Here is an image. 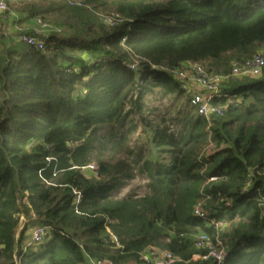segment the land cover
I'll return each mask as SVG.
<instances>
[{
	"label": "trees",
	"instance_id": "16d2710c",
	"mask_svg": "<svg viewBox=\"0 0 264 264\" xmlns=\"http://www.w3.org/2000/svg\"><path fill=\"white\" fill-rule=\"evenodd\" d=\"M2 1L6 17L37 24L61 11L78 18L67 36L17 33L43 50L17 48L0 22V264H141L151 248L177 264H216L193 259L208 253L196 246L202 235L222 244V264H264V76L231 78L233 102L215 100L222 112L209 120L180 79L190 64L227 75L233 63L264 57V0H68L58 9ZM97 13L126 26H106ZM150 94L185 101L176 129L148 118ZM135 116L156 161L130 146ZM91 164L97 177L82 171ZM136 177L147 193L120 197ZM25 188L26 217L50 231L23 253L16 202Z\"/></svg>",
	"mask_w": 264,
	"mask_h": 264
},
{
	"label": "built area",
	"instance_id": "2783aa9c",
	"mask_svg": "<svg viewBox=\"0 0 264 264\" xmlns=\"http://www.w3.org/2000/svg\"><path fill=\"white\" fill-rule=\"evenodd\" d=\"M72 6H78L84 8V6L80 2L71 3ZM8 11L7 4L0 0V14H3ZM102 22L104 25L109 27H117L121 25H125V20L122 19L118 15L113 16H102ZM38 24L40 26H45V23L39 21ZM126 26V25H125ZM129 26L127 25V30H129ZM22 45L35 48L37 50L44 49V43L42 40L23 35L19 37L18 40ZM126 42V37L122 39V43ZM131 69L135 70L136 66H131ZM264 76V57L261 54L254 56L251 59L246 60L243 63H233L232 70L227 75H216L209 73L204 67L201 65H187L186 70L180 75L181 80L188 81L189 86L188 90L191 96V104L196 108L198 115L204 117L209 120L211 115L221 114L222 110L219 106L214 104V101L217 99H226L228 102L232 103L233 100L227 93L225 92L228 89V81L231 78L235 77H251L258 78ZM88 170L90 173V177H97V166L95 164H91L87 167L82 168V171L85 174V171ZM86 176V175H85ZM77 196V203L81 201V195L78 192H74ZM21 200V201H20ZM17 207L20 210L22 216V210L26 211L25 208H29V193L25 188L24 192L17 199ZM33 213V211H32ZM34 215V213H33ZM35 216V215H34ZM194 216L197 218H206L205 213L197 208L194 211ZM35 219H38L35 216ZM42 221H45L42 219ZM217 228L223 227V222L216 223ZM18 229V228H17ZM48 231H50V227L48 226H40L36 227L32 231L31 239L28 243L24 244L23 253H26L27 250L32 247L39 245L43 242L45 236ZM110 232V230L108 229ZM112 235L113 241L119 246L118 239L110 232ZM19 238V236H18ZM16 239V237H15ZM18 241V239H16ZM196 246L198 249H206L208 253L203 256H195L194 260H208L213 259L216 264H222L224 261V250L221 249L222 244L218 243L217 245H212L207 236L202 235L197 239ZM141 264H177L182 262V260L175 256L172 252L167 250H160L156 248H151L141 256ZM92 264H113L109 260H99L92 261Z\"/></svg>",
	"mask_w": 264,
	"mask_h": 264
},
{
	"label": "rangeland",
	"instance_id": "374dc122",
	"mask_svg": "<svg viewBox=\"0 0 264 264\" xmlns=\"http://www.w3.org/2000/svg\"><path fill=\"white\" fill-rule=\"evenodd\" d=\"M68 0H27V4H33V5H40L42 7H55L58 9L60 5H63L64 2ZM72 1V0H71ZM76 2H79L76 0ZM7 15V18H10L11 20V31H8V28L6 29V34L11 37L14 45L19 48H25L26 46L22 45L18 41V37L16 36L17 33L21 30L32 28L36 31L38 35H50L53 32H57L60 35L67 36L72 33L75 23L77 22V15L76 14H70L67 17L62 16L61 13H57L55 15L49 16V23H45V26L37 25V20H30L28 18H23L22 15L15 14ZM98 17L105 16L103 14L97 13ZM1 17H6L5 15H0ZM43 21V20H42ZM57 23H64L63 25H57ZM67 25V26H65ZM72 27H71V26ZM20 29V30H19ZM241 81H237L235 85L240 84ZM145 101L148 103V106L151 107V109H155L154 113L149 116L151 120H157L164 118L167 120L166 125H168L172 129H176L175 125H173V115H178L179 112L182 111L185 101L183 99L181 100H174L171 97L168 98H160L157 95L150 94L146 97ZM147 117V116H146ZM136 124L139 126L136 130L135 134H133L131 144L130 146L137 151H143L151 160L156 161L161 156H159L158 150L151 144L150 139V132L148 129L142 125L141 119H139V116L133 117ZM96 165V164H95ZM85 175L87 177H90V173L88 170L85 171ZM147 181L144 178L136 177L134 180L130 182V184L121 191L120 197L126 196L127 194H136L138 196H143L147 193L146 188ZM21 201V200H20ZM27 211V208H25ZM20 211V210H19ZM26 211L22 210V213L24 216H22L20 212V222L18 229L16 230V239L18 241L23 236V238H29L27 240L28 243L32 236V231L36 227L40 226H47L44 223H41L40 219H35V216L33 218L26 217ZM39 220V221H37ZM19 236V238H18Z\"/></svg>",
	"mask_w": 264,
	"mask_h": 264
},
{
	"label": "crops",
	"instance_id": "0c3cea01",
	"mask_svg": "<svg viewBox=\"0 0 264 264\" xmlns=\"http://www.w3.org/2000/svg\"><path fill=\"white\" fill-rule=\"evenodd\" d=\"M0 15H3V14H0ZM1 17V16H0ZM2 19H1V21L0 22H2L4 25H5V27H6V29L8 28V31H11L12 30V28H11V20H10V18H7V17H1ZM38 25V24H37ZM7 32V31H6ZM6 34V33H5ZM7 35V34H6ZM18 40H19V38H17ZM29 238H26L25 239V241H24V244H25V242H27V240H28Z\"/></svg>",
	"mask_w": 264,
	"mask_h": 264
}]
</instances>
